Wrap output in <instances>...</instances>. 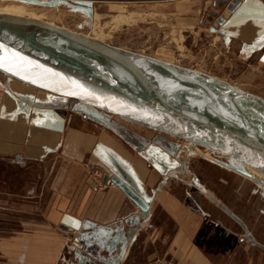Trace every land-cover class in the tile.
<instances>
[{
    "label": "crops",
    "instance_id": "obj_1",
    "mask_svg": "<svg viewBox=\"0 0 264 264\" xmlns=\"http://www.w3.org/2000/svg\"><path fill=\"white\" fill-rule=\"evenodd\" d=\"M66 1L89 12L102 34L138 45L190 25L179 19L192 18L185 13L200 12L209 0ZM160 19L177 26L163 38L156 33ZM213 28L263 85L264 0H238L222 27ZM3 82L0 76V264H264L260 231L247 225L253 206L234 203L237 210L198 174L185 183L196 156L183 155L179 141L151 138L153 131L120 119L138 135L99 110L89 116L58 100L65 97ZM221 166L230 177L249 175ZM113 176L145 200L146 213ZM247 193L242 188L239 195L246 200ZM257 194L263 197L264 188ZM254 207L263 224L264 204ZM66 214L81 220L80 230L63 228Z\"/></svg>",
    "mask_w": 264,
    "mask_h": 264
},
{
    "label": "water",
    "instance_id": "obj_2",
    "mask_svg": "<svg viewBox=\"0 0 264 264\" xmlns=\"http://www.w3.org/2000/svg\"><path fill=\"white\" fill-rule=\"evenodd\" d=\"M214 2L230 12L237 6L236 0ZM229 16L224 13L217 20L222 25ZM0 45V57L7 54L12 61V72L0 68L8 77L189 141L264 176V126L235 105L222 104L201 83L203 79L216 81L213 77L90 39L47 21L10 14L0 13ZM147 62L170 70L171 80L160 79ZM190 74L201 80L189 79ZM176 77L202 87L206 95L187 94L180 85L170 83ZM230 89L240 94L232 95L233 101L247 98L264 106L263 98L234 86ZM107 180L105 177L104 182ZM112 181L146 213L148 204L142 197L119 177L113 176ZM81 225L76 217L64 216L63 228L80 230Z\"/></svg>",
    "mask_w": 264,
    "mask_h": 264
},
{
    "label": "rangeland",
    "instance_id": "obj_3",
    "mask_svg": "<svg viewBox=\"0 0 264 264\" xmlns=\"http://www.w3.org/2000/svg\"><path fill=\"white\" fill-rule=\"evenodd\" d=\"M236 1L238 3V0ZM73 4L75 3L69 1L67 2L66 0H0V7L15 8L21 10L26 14L38 15L43 17L44 20L55 22L56 25L65 26L71 30L91 35L93 37L95 35H99L100 39L106 41L107 44L111 43L124 49L148 54L154 57H159L164 61L176 63L183 68L199 72L205 76L213 77L219 80H225L227 83H230L231 85L236 86L243 91L257 95L264 99V84L260 85V83H255V79L262 78L259 76L256 77L257 72L255 70L252 71L251 69L253 68L245 64L251 63L245 62V60L242 61L240 58V53L231 50L228 51L227 49H225L221 38H217V35L214 33L215 30L213 27L217 29L222 27V25L218 22L217 17L223 15L224 13H229L231 15V13L234 12L236 8L234 9V11L230 12L227 7L216 5L214 0H209L207 3H204L203 9L200 12L197 11L185 13L186 16L188 15L192 18L179 19L180 22L190 23V25H185V27L179 29L178 31H168L170 33L167 35L164 41L152 42L150 40H145L137 45L124 42L118 43L117 41H115V39L107 35L108 33L102 34V28L101 26L99 27V22L96 21L94 23L93 16L90 15L89 12L88 14H85ZM123 18V20H126L128 16H124ZM165 25L167 26L166 28H164ZM168 25H171V22L164 23V21L161 22V19L155 20L156 33H158L159 38L164 37L166 30L177 27L173 26L170 28V26ZM184 34H190L192 37L185 38ZM144 36L148 37V33H145ZM250 70L252 72H250L249 75L252 78L249 75L246 78V74ZM187 76L189 77V79H192L194 81L201 80V78L192 74ZM174 79V82H170L171 84L180 85L185 91H188L190 90V88H192L196 93L200 95H206L202 87L196 86L194 84H189L179 79L178 77ZM246 80L248 82H246ZM3 81L7 83V86H11L12 88L17 89V87L19 86L18 81L13 82L7 78H3ZM201 83L210 88L219 97V100L222 104L226 106L235 105L246 114L247 112H250L251 114L255 113L258 105L261 106L259 103L253 101L252 99L243 98L246 102L245 106L242 108L238 104L234 103V101L231 99L232 95L240 94L230 89L227 85L207 79L201 80ZM37 95L40 94L37 93ZM58 100L63 101L66 105H68L69 108H71L72 111H80L81 113H86L89 116L95 117L97 113L92 110H99L94 107L92 108L91 106H82L80 102L71 98H58ZM101 112L103 113H101L102 115H105L106 117L112 119L113 122H117L119 125L125 127L126 129H130L131 131L136 132V134L138 135L140 134L139 131L135 128H130V126L128 127L127 125L122 123V121L117 116L108 114L103 111ZM261 125L264 126V123ZM152 133L154 134L151 135V138H154L158 135H165L167 139H173V141L177 140L174 137L168 136L163 133L161 134L156 131ZM147 135L149 136V134ZM178 144L181 146L183 155H188L190 153L196 156L191 160V165L188 166L187 171H190L191 173H188L185 176V183L188 180H193V177H197L196 174H198L200 177H203L205 179L204 181H206V184L210 185L211 188H213L214 191L221 196V198L228 201V203H230L229 201H231V204L238 203L240 206L241 202H246L248 205H252V211L248 212L247 225L251 229L260 231V239L264 241V230H261V228L264 227V223L262 224L260 219L256 220V216H254L255 210H253L255 209L254 206L257 207L261 204V202L264 204V195L263 197H261L259 194H257V196L254 195L257 193V190L264 188V185L261 184L260 181L256 180L258 176L252 174L249 169H246L241 164L225 156H222L221 154L219 155L212 151L204 150L194 143L179 141ZM199 148L202 150H200ZM202 157L217 160L218 162H207ZM197 158H199L200 160L203 159L202 161L204 164L197 163ZM220 164L225 167L232 166L233 170H236L237 168L243 169L247 171L249 175H245L247 177H244V174H240L238 171L236 173L231 172L232 176L230 177L229 175L225 174L227 170H225V168H223ZM229 164L231 166H229ZM207 169L209 170L207 171ZM251 177H254L255 179L253 178L252 180L250 179ZM229 178H231L232 187L231 185H229ZM262 179L264 180V178ZM184 186L186 187V184ZM184 186L181 184V187ZM240 186L248 191L246 200L243 196L239 195L240 189L242 188H237L236 190L232 189ZM234 206L237 210L239 209L235 204ZM240 213L244 214V212ZM248 236L250 237V234ZM257 249L255 252H257Z\"/></svg>",
    "mask_w": 264,
    "mask_h": 264
},
{
    "label": "bare ground",
    "instance_id": "obj_4",
    "mask_svg": "<svg viewBox=\"0 0 264 264\" xmlns=\"http://www.w3.org/2000/svg\"><path fill=\"white\" fill-rule=\"evenodd\" d=\"M0 13L1 14H10V15H16V16H20V17H27V18H31V19H35V20H39V21H47V22H49V23H51L52 25H56V23L55 22H53V21H50V20H44L43 19V17H41V16H38V15H34V14H26V13H23L21 10H19V9H15V8H10V7H0ZM39 14V13H38ZM126 17V16H125ZM124 19V18H123ZM61 27H63V28H65V29H68V30H71V29H69V28H67V27H64V26H61ZM71 31H73V32H75V33H77V34H81V35H83V36H85V37H88V38H90V39H93V40H96V41H101V42H103V43H106V41H104V40H101L100 39V36L99 35H95L94 37L93 36H91V35H87V34H83V33H80V32H78V31H75V30H71ZM110 45H112V46H116V45H114V44H111V43H109ZM116 47H119V46H116ZM119 48H121V49H123V50H126V51H129V52H133V53H137V54H139V55H142V56H147V57H151V58H154V59H158V60H161V61H164V60H162V59H160L159 57H154V56H151V55H148V54H143V53H139V52H135V51H132V50H128V49H124V48H122V47H119ZM165 62H168V61H165ZM148 63V66L151 68V69H153L154 71H155V74H157L158 76H159V78L160 79H162V80H166V81H170L171 80V77H172V75H171V71L170 70H167V69H165V68H162V67H158L157 65L155 66L154 64H152V63H150V62H147ZM168 63H172V62H168ZM173 64H175V65H177L176 63H173ZM196 73H199V72H196ZM199 74H201V73H199ZM0 76L1 77H3V78H10V80L11 81H13V82H16V81H18L19 82V86H21V87H25V88H27V89H30V90H32V87H34V86H31V85H28L27 86V84H25V83H23V82H21V81H19V80H17V79H15V78H12V77H8L7 75H5V74H3V73H1L0 72ZM197 76V75H196ZM218 81V83L220 82V83H222V82H226L225 80H221L220 79V81H219V79H217L216 80V82ZM222 81V82H221ZM227 83V82H226ZM29 86H31V87H29ZM229 88H231V86H233V85H231L230 83H228V85H227ZM234 87H236V86H234ZM34 88H36V87H34ZM237 88V87H236ZM36 89H38V88H36ZM39 90H41V89H39ZM42 91H44V90H42ZM46 92V91H45ZM187 94H189V95H198V96H200V94H198V93H196L192 88H190V90H188L187 92H186ZM51 94V93H50ZM52 95H54V94H52ZM56 96H58V95H56ZM59 97H61V96H59ZM66 98V97H65ZM242 102V103H241ZM245 100L243 99V98H240V97H237L236 99H235V101H234V103H236V104H238L239 106H241L242 108L245 106ZM82 104H84V103H82ZM84 105H87V104H84ZM88 106H90V105H88ZM92 107V106H91ZM95 108V107H94ZM238 110H239V107L237 108ZM245 109V108H244ZM241 110V109H240ZM250 112H247V114H248V117L249 118H251L253 121H255L256 123H258V124H263L264 122H263V118H264V107H262V106H259L258 105V107L256 108V112L255 113H253V114H249ZM119 119H124V118H122V117H120V116H117ZM124 121H128V122H131V121H129V120H127V119H125ZM131 123H133V122H131ZM134 124H136V123H134ZM136 125H139V124H136ZM139 126H142V125H139ZM142 127H144V128H147V127H145V126H142ZM147 129H149V128H147ZM149 130H151V129H149ZM151 131H153V130H151ZM153 132H155V131H153ZM160 133V132H159ZM175 138V137H174ZM177 139V138H176ZM177 140H179V139H177ZM180 142H189V141H182V140H179ZM191 143V142H190ZM201 148H203V147H201ZM200 149V148H199ZM204 150H207V151H210L209 149H206V148H203ZM200 150H202V149H200ZM216 154H218V153H216ZM220 155V154H219ZM252 174H254V175H257L259 178H264V176L263 175H261V174H259L258 172H256V171H254V170H249ZM263 180V179H262Z\"/></svg>",
    "mask_w": 264,
    "mask_h": 264
},
{
    "label": "snow or ice",
    "instance_id": "obj_5",
    "mask_svg": "<svg viewBox=\"0 0 264 264\" xmlns=\"http://www.w3.org/2000/svg\"><path fill=\"white\" fill-rule=\"evenodd\" d=\"M262 40H264V36L261 37ZM3 46L0 45V48H2ZM16 54H13V57H15ZM12 61L9 59L8 55L5 54L3 57H0V68H4V70L12 72L13 71V67H10L9 64H11ZM19 74V73H16ZM25 79H27V77H24Z\"/></svg>",
    "mask_w": 264,
    "mask_h": 264
}]
</instances>
